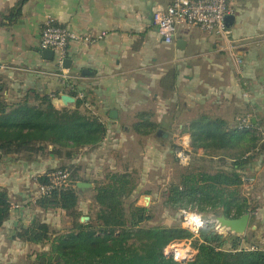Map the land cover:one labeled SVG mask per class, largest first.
<instances>
[{"label": "crops", "instance_id": "crops-1", "mask_svg": "<svg viewBox=\"0 0 264 264\" xmlns=\"http://www.w3.org/2000/svg\"><path fill=\"white\" fill-rule=\"evenodd\" d=\"M17 2L0 0V96L8 100L27 93L33 99L48 94L56 108H73L82 100L81 110L96 116L105 133L98 144L81 147L70 157L64 149L51 153V146L43 152L0 154V187L11 203L0 241L9 237L5 231H12L15 222L42 210L34 200L24 206L14 198L30 200L38 176L49 170L67 164L76 182L92 186L91 178L131 174V165L140 162L144 181L145 166L164 164L170 137L184 136L190 142L187 129L197 117L235 126L248 114L260 131L262 148L246 170L251 180L242 182V190L257 205L250 219L256 222L251 242L264 244V0H233L234 12L226 20L229 42L180 26L170 45L161 41L152 20L154 9L170 0H27L15 13ZM48 17L93 38L70 41L64 55L68 61L61 67L38 47ZM63 94L74 101L64 104ZM146 123L155 125L149 134L143 133ZM173 125L178 136L171 132ZM192 152L193 157L210 158L201 147ZM250 184L256 193L247 190ZM76 208L81 209L80 197ZM249 244L241 240V247L251 248Z\"/></svg>", "mask_w": 264, "mask_h": 264}, {"label": "trees", "instance_id": "trees-1", "mask_svg": "<svg viewBox=\"0 0 264 264\" xmlns=\"http://www.w3.org/2000/svg\"><path fill=\"white\" fill-rule=\"evenodd\" d=\"M25 1L18 0L15 13ZM82 103L76 100L73 108H56L48 94H37L33 99L27 93L8 100L0 96V154L43 152L51 146V153L64 149L70 157L81 147L98 144L105 126L96 116L81 110ZM250 125L242 127L239 121L227 126L218 118L204 115L193 120L187 129L190 148L201 147L209 159L216 157L228 165L213 170L185 169L179 180L168 186L166 202L180 210L222 213L230 218L249 213L253 218L257 205L244 194L241 178L262 148V136L251 120ZM143 127L148 129L143 133L149 134L155 125L146 123ZM177 147L174 144L173 149ZM70 174L69 186L53 188L34 200L42 210L59 208L76 217L70 229L58 235L51 249L42 252L33 264H264V244L253 248L247 236L225 237L204 229L192 240V259L165 257L163 249L169 242L192 234L180 226L147 225L148 207L136 201L125 203L135 190L129 172H108L103 181L96 182L92 195L97 206L95 217L87 215V221H80L76 208L80 191L75 185L77 178ZM37 181L45 184L48 178L44 174ZM10 210L7 193L0 187V227ZM21 229V236L33 243L49 238L47 224L36 219ZM241 240L248 241L251 248L241 247ZM54 255H58L57 260Z\"/></svg>", "mask_w": 264, "mask_h": 264}, {"label": "rangeland", "instance_id": "rangeland-1", "mask_svg": "<svg viewBox=\"0 0 264 264\" xmlns=\"http://www.w3.org/2000/svg\"><path fill=\"white\" fill-rule=\"evenodd\" d=\"M182 98L183 97L178 95V98L176 100L180 102L182 101ZM176 110L180 114H182V109L178 108ZM178 130L179 129L177 125L171 126V132L173 134H176V136H178ZM176 142V137H170V148L166 154V157L164 158V164L162 166H145L148 171L146 174L144 173V181H142L141 178L143 167L141 164H139L140 162L138 164L131 165V177L133 178L135 183V190L127 199H125V203L129 204L132 201H136L137 204L148 207L150 219L146 222L147 225L180 226L184 228L182 226V218L180 212L181 210L176 206L168 204L166 202L168 194L167 189L170 183L178 181L180 178V174L185 169H196L201 167L203 169L213 170L216 167L228 165L227 162H224V160L199 158L195 155L188 165L182 166L176 161L173 154V146L174 144H176ZM60 166L67 167L70 173L73 174L72 166L62 164L59 165L58 168ZM247 176H249V173L244 174V177ZM97 178L102 180V178H104V174L102 173ZM97 178H91V181H94L95 183L93 182V185L90 188L80 192L81 209L78 210V212L81 214L79 217L80 221H86L84 219L81 220V216L89 215L92 218L95 217L97 206L93 201L92 195L94 193L93 186H95V184H97L96 182L98 181L96 180ZM141 181L143 183H140ZM252 183L254 182L252 181ZM243 190L246 191V189L244 188ZM247 190H251V193L254 194L256 193L257 188L255 186L251 187L250 184L249 186H247ZM33 192H35L34 189L31 191V193ZM14 200L17 202H22V204L26 206L29 205V203L33 199H31V196L29 200L25 197L23 198V196L21 195H17L15 196ZM252 205L256 204L253 202ZM215 215L217 214H214V216ZM74 217L76 216H73V213L69 211H65L59 208H50L46 210L35 211L30 214L28 218L23 219L20 222H15V225L13 224L12 226V231H7V229L5 231L7 232L5 233V235L8 234L9 237L6 236L5 239L0 241V264H33L42 252H48L51 249L52 242L58 235L63 234L70 229ZM33 219L47 224L49 230V238L46 241L41 243H33L29 240H25L21 236V226L28 225ZM255 224L256 222L254 221V219L250 220L248 227L244 233V236H247V238L249 237L250 241L254 236L256 230L252 229L251 226ZM10 228L11 227H9L8 229L11 230ZM203 229L206 232H214L225 237L234 235L228 231H223L220 226L218 228V231L215 228L212 229L211 226H207ZM199 235L200 232L197 236H193L192 240L199 238ZM253 244V248H256L257 243L253 241ZM225 247H227V245ZM56 256L58 255H54L55 260L58 259V257L56 258Z\"/></svg>", "mask_w": 264, "mask_h": 264}, {"label": "built area", "instance_id": "built-area-1", "mask_svg": "<svg viewBox=\"0 0 264 264\" xmlns=\"http://www.w3.org/2000/svg\"><path fill=\"white\" fill-rule=\"evenodd\" d=\"M233 12V0H170V3L165 7H156L154 9L152 20L161 41L166 45L174 42L180 26L198 28L220 36L229 42L230 29L226 20ZM97 37L99 38L100 36ZM72 40L91 42L93 38L87 35H78L66 26L58 24L55 19L48 17L42 24L38 47L42 51L51 49L54 61L61 67L67 45ZM250 120L251 116L246 114L240 119V125L250 128ZM176 140L178 147L173 149L174 157L180 165L186 166L193 157L189 141L184 136H179ZM45 175L48 181L45 184L39 183L36 185L35 192L31 196L33 200L53 188L66 187L71 183V174L67 168L56 167L45 173ZM241 179L245 183L251 180V178L244 176ZM180 212L182 226L191 232L192 237L197 236L200 230L207 226H211L212 229L215 228L218 231L219 225L214 215H204L196 210L182 209ZM192 237L169 242L163 249V255L176 260L192 259L195 253L192 246Z\"/></svg>", "mask_w": 264, "mask_h": 264}, {"label": "water", "instance_id": "water-1", "mask_svg": "<svg viewBox=\"0 0 264 264\" xmlns=\"http://www.w3.org/2000/svg\"><path fill=\"white\" fill-rule=\"evenodd\" d=\"M43 55L46 58H53V51L51 49H45L42 51ZM68 61V59H64V62ZM61 100L64 104H68L70 102L74 101V98L67 95V94H63L61 95ZM162 136H167L166 133H160ZM91 186V184L89 182H85V181H78L76 182V187L79 190H85L87 188H89ZM88 216H81V220H88ZM251 219V216L249 213H244L241 216L237 217V218H230V217H226L224 214L219 213L215 216V220L218 223V225L220 226V228L223 231H228L234 235H242L245 233L249 221ZM58 256H56L57 258Z\"/></svg>", "mask_w": 264, "mask_h": 264}]
</instances>
